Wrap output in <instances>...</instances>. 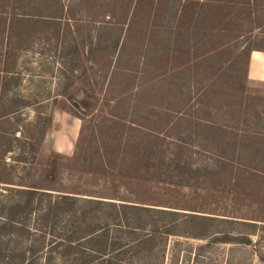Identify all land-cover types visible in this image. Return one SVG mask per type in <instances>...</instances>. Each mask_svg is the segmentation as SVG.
I'll return each instance as SVG.
<instances>
[{
    "label": "rangeland",
    "instance_id": "374dc122",
    "mask_svg": "<svg viewBox=\"0 0 264 264\" xmlns=\"http://www.w3.org/2000/svg\"><path fill=\"white\" fill-rule=\"evenodd\" d=\"M136 1H18V12L21 10L33 16L22 23L16 35L7 28V32L0 37V224L5 215L3 207L20 201L22 196L19 192L25 189L24 186L28 183L51 185L45 177L46 168L48 172L52 167L62 171L60 186L66 189L77 187L76 178L86 174L84 179L93 185L86 188L102 197V173L97 166L98 161H94L93 168L90 167L91 172L81 170L74 178L71 176L73 162L57 159V156L71 158L75 146L90 155L100 143L98 134L94 141L97 145L91 140L96 132L102 134V115L106 112L102 111L103 77L107 76V81L113 67H156L155 49L164 44L167 46L164 67L170 71L177 69L183 77L198 67H206L207 71L217 75L224 72L226 76L223 78L212 77L215 89L219 87V96L214 98L222 100L229 95V76L244 78L247 56L242 52L246 44L255 41L264 47V36L242 38L241 33L226 36L207 32L209 36L202 43L199 41L206 46V53L202 55L196 49L198 52L178 56L175 48L182 46V50L188 49L198 37L191 32L185 35L184 32L176 42L177 33L167 32L171 23L170 9L177 4L173 1L169 8L164 7L162 17L156 20L146 3L135 6ZM239 19L248 28L244 15ZM160 25L164 26V37H158ZM111 26H114L113 32L109 31ZM122 42L127 47L128 56L116 62L117 52L111 48L115 43ZM129 60L132 63L128 65ZM72 67L77 69L73 86L80 87L81 98L98 102L96 109L85 117L83 138L78 136L82 121L66 112L67 102L58 97L54 102V97L65 83V75ZM85 80L96 86L93 99L85 90ZM246 84V95L255 98L254 105L258 104V110L264 114V82L248 80ZM44 119L51 120L48 128H45ZM129 183L126 186L133 195L148 199L157 205V209L176 211L179 208L184 209L177 210L180 213H187L188 207L195 206L198 212L231 216L238 220L264 217V183L259 184L257 180L245 181L231 194ZM251 192L254 198L244 196V193ZM51 200L54 201V198ZM84 210L89 213L82 220ZM105 211L84 209L82 203H77L72 214L51 215L47 224L42 226V221H37L38 210H34L28 219L34 236L28 244L36 251L25 255L26 243L23 239L17 238L14 232L13 236L10 227L1 228L0 225V264H119L117 260L125 264H264L258 258V251L264 255V233L260 241L253 237L251 246L207 244V240L185 236L188 225L181 223V214L178 217L149 215L147 221H156L158 225L173 219H177L178 224L171 233L160 231L147 244L149 252L133 254L132 250L123 255L121 252L125 245L143 234L139 231L134 232L136 235L129 234L132 232L116 227L113 225L115 218H107ZM91 232L99 235V240L91 245L97 251L102 249V254H90L92 246L83 237ZM69 234L74 239H82L70 249L62 244Z\"/></svg>",
    "mask_w": 264,
    "mask_h": 264
},
{
    "label": "trees",
    "instance_id": "16d2710c",
    "mask_svg": "<svg viewBox=\"0 0 264 264\" xmlns=\"http://www.w3.org/2000/svg\"><path fill=\"white\" fill-rule=\"evenodd\" d=\"M18 1L21 3L22 0H0V37L7 32V28L16 35L22 23L33 16L21 10L18 12ZM173 1L177 5L170 9L171 23L167 32L177 33L176 42L184 32L185 35L191 32L198 37L192 46L187 45L188 49L182 50V46L175 48L178 56L197 50L203 55L206 46L199 41L202 43L209 36L207 32L226 36L241 33L242 38L264 36V0H137L135 6L146 3L153 17L160 20L162 9L169 8ZM243 15L248 28L244 27V21L240 22L239 17ZM159 27L158 37H164V26ZM113 30L114 26H111L109 31ZM158 47L155 49L156 67L117 66L113 67L107 81V76L103 77L102 111L106 112L102 115V134L96 132L91 140L94 142L99 135L100 143L97 145L94 142L96 149L88 155L85 150L75 146L71 158L56 155L57 159L73 162L71 176L74 178L81 170L87 169L85 173L89 172L90 167L95 166L94 161H98L97 166L102 173V197L87 189L93 185L84 179L86 174L76 178L75 188L60 186L62 171L52 167L51 171L48 172L46 168L45 172L51 185L28 183L19 192L22 196L20 201L3 207L5 215L1 228L10 227L11 234L14 232L17 238L23 239L26 243L24 255L36 251L28 244L34 236L28 220L34 210H38L37 221H42L43 226L51 215L72 214L77 203H82L84 209L106 210L107 218H115L113 225L132 232L129 234L142 232L143 235L126 244L122 252L119 251L123 255L132 250L133 254L149 252L147 244L160 231L171 233L178 224L177 219H173L158 225L156 221H147L149 215L178 217L181 214V223L188 225L185 236L207 240V244L251 246L253 237L258 241L263 238L264 217L238 220L231 216L198 212L195 206L188 207L187 213H180L177 210L184 209L179 208L176 211L157 209V205L133 195L127 189L126 184L131 181L142 185L231 194L245 181L264 183V114L258 110V104L254 105L255 98L246 95L249 54L252 51L264 52V47L255 41L246 44L242 52L247 56L244 78L229 76V95L222 100L214 98L219 96V87L215 89L213 78L225 77L224 72L217 70L220 72L217 75L216 72L207 71L206 67H198L183 77L177 69L170 71L164 67L167 46L159 44ZM111 49L117 52L116 62L128 56L123 42L115 43ZM129 61L128 65L132 63ZM76 71V67H72L70 73L65 75V83L54 97V102L56 97L67 102L66 112L82 121L78 136L83 138L85 117L96 109L98 102L81 98L80 87H74ZM84 87L93 99L96 86L85 80ZM44 121L45 128H48L51 120ZM84 196L87 198H80ZM244 196L255 197L252 192L244 193ZM87 213L85 210L82 212V220ZM94 234L87 233L83 237L90 247L99 240V235ZM69 235L62 240V244L70 249L82 239ZM89 251L90 254H102V249L97 251L93 246ZM258 258L264 262V255L260 251Z\"/></svg>",
    "mask_w": 264,
    "mask_h": 264
},
{
    "label": "crops",
    "instance_id": "0c3cea01",
    "mask_svg": "<svg viewBox=\"0 0 264 264\" xmlns=\"http://www.w3.org/2000/svg\"><path fill=\"white\" fill-rule=\"evenodd\" d=\"M247 78L250 81L264 82V52L252 51L248 58ZM253 70V77H251Z\"/></svg>",
    "mask_w": 264,
    "mask_h": 264
}]
</instances>
